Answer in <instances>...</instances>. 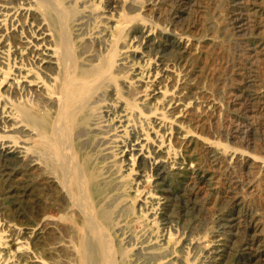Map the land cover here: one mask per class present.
Returning a JSON list of instances; mask_svg holds the SVG:
<instances>
[{
    "label": "rangeland",
    "instance_id": "rangeland-1",
    "mask_svg": "<svg viewBox=\"0 0 264 264\" xmlns=\"http://www.w3.org/2000/svg\"><path fill=\"white\" fill-rule=\"evenodd\" d=\"M103 3L110 19L125 12L138 15L140 24L125 32L137 46L131 58L141 61L150 56L180 70L184 74L182 96L192 102L191 106L176 110L184 132V136L176 134L172 140L179 164L159 162L140 166L151 172L152 188L161 197L156 214L160 230L180 234L181 250L187 248L197 264H264V0H103ZM40 4L46 15L54 16V23L58 22L62 28H59L60 45L66 65L73 64L80 48L90 46L96 56H102L107 47L104 40L81 41L66 26L63 18L69 24L73 16L78 17L73 15L74 11L73 14L64 11L57 0H40ZM85 20L90 22L88 17ZM110 56L112 53L107 67L114 58ZM86 68L93 71V79L111 81L105 76L106 68L95 70L93 64ZM34 100L47 110L42 109L36 116L51 121L49 129L55 131L58 150H62L59 153L63 170L59 169L64 176L61 183L48 178L41 167L0 146V213L19 226L40 224L44 215L61 213L81 219L92 239L88 264H116V261L171 264L161 258L164 250L141 244L130 250L133 232L143 228L140 223L129 222V229L134 231L128 237H122L103 221L104 226L92 224L81 207L82 201L88 205L92 200L90 195L87 198V190L78 193L73 189L71 176L78 172L74 167L77 157L72 158L69 153L78 151L82 144L84 154L91 153L92 159L98 157L90 136L95 133L83 127V133L78 132L82 139L74 141L76 130H68L64 117H58L57 106L40 95L35 94ZM91 102L78 115L77 124L89 115ZM130 135H136V131L131 130ZM150 150L161 154L155 147ZM96 162L95 167L101 160ZM99 183L103 190L100 202L103 216L107 221L124 217L126 211L110 193L113 183L105 177ZM47 232L43 231L37 240H46ZM207 238L212 241L204 246ZM63 253L58 251L46 257L56 259Z\"/></svg>",
    "mask_w": 264,
    "mask_h": 264
},
{
    "label": "bare ground",
    "instance_id": "bare-ground-1",
    "mask_svg": "<svg viewBox=\"0 0 264 264\" xmlns=\"http://www.w3.org/2000/svg\"><path fill=\"white\" fill-rule=\"evenodd\" d=\"M57 1L64 11L77 14L73 15L78 17L72 15L74 19L69 24L63 18L77 39H102L107 47L100 57L88 45V48H80L73 55V64L66 65L63 46L60 45L62 30H59L58 22L54 23V16L46 15L40 0H0V146L17 153L29 164L41 167L48 178L61 183L64 172L59 169L62 168L59 151L62 150H58L55 131L49 129L51 121L36 116L42 109L47 110L35 102L34 95L52 102L57 106L58 117H64L68 130H76L74 141L82 139L79 134L83 133V127L95 133L89 135L93 136L98 157L92 159L91 153L84 154L82 144L78 151L69 153L70 157H77L74 167L78 172L71 176L73 189L78 193L87 190V198L92 200L88 205L82 201L81 206L92 224L104 226L103 221L107 227L118 230L122 237H128L134 231L129 229V222L140 223L143 228L133 232L130 250L141 244L166 251L161 258L171 264L178 260L183 264H197V259L195 261L190 256L187 248L181 250L180 234L160 230L156 214L161 197L152 188L151 172L140 169L141 163L179 164L178 150L172 140L176 134L184 136V132L176 110L192 103L182 96L184 74L150 56H144L141 61L131 58L137 46L125 32L140 24L138 15L125 12L123 15L119 13L117 19L112 16L110 19L103 0ZM90 5L89 10L87 6ZM111 53L109 58L113 55L114 58L107 67ZM92 64L96 66L95 70L106 68L107 75L103 74L111 81L106 82L101 77L93 79V71L86 68ZM90 102L89 115L84 122L77 124L78 115ZM131 130H135L136 135L131 136ZM150 147L157 148L161 154H154ZM98 159L101 162L95 167ZM101 177L113 183L110 193L115 195L118 206L126 211L124 217L107 221L101 213ZM3 215L0 213V264H88L92 239L86 222L81 219L61 213L44 215L40 224L19 226ZM46 230V240H37ZM211 241L207 238L202 244L208 246ZM58 251L64 253L56 259L46 257V254Z\"/></svg>",
    "mask_w": 264,
    "mask_h": 264
}]
</instances>
